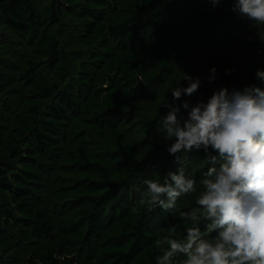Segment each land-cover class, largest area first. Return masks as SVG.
Masks as SVG:
<instances>
[{"label": "trees", "instance_id": "16d2710c", "mask_svg": "<svg viewBox=\"0 0 264 264\" xmlns=\"http://www.w3.org/2000/svg\"><path fill=\"white\" fill-rule=\"evenodd\" d=\"M230 3L52 0L43 9L0 0V23L24 49L12 55L0 42V264H154L159 230L175 213L136 203L156 165L142 162L122 123L144 87L174 79L182 65L197 63L193 75H209L211 60L249 74L264 68L251 33L234 60L215 30L205 39L216 53L192 54L200 33L225 32ZM192 153L195 170L207 154Z\"/></svg>", "mask_w": 264, "mask_h": 264}, {"label": "clouds", "instance_id": "9594fccd", "mask_svg": "<svg viewBox=\"0 0 264 264\" xmlns=\"http://www.w3.org/2000/svg\"><path fill=\"white\" fill-rule=\"evenodd\" d=\"M230 8L264 42V0H231ZM208 71L214 80L215 65ZM181 79L160 105L167 111L159 122L167 153L181 163L163 174L153 170L136 202L180 217L181 226L172 224L156 241L154 264H264V68L251 82L221 85L195 103L190 97L200 76L184 72ZM200 149L207 155L193 170L188 154ZM189 198L191 206L182 209Z\"/></svg>", "mask_w": 264, "mask_h": 264}, {"label": "rangeland", "instance_id": "374dc122", "mask_svg": "<svg viewBox=\"0 0 264 264\" xmlns=\"http://www.w3.org/2000/svg\"><path fill=\"white\" fill-rule=\"evenodd\" d=\"M52 0H39L41 8H45ZM227 11L229 14L223 15L222 20L225 21L230 19L229 26L225 29L221 28L219 31L215 27H211L209 30H206L204 33H200L201 38L205 43L201 44L200 39H198L197 44L194 45L192 48V54L195 56L198 55V58H203L204 56H210V54L216 53L219 49L215 42L213 47H211L212 40H206L205 38L208 37V33L212 31L218 32V36L223 38V47H221L220 51L223 52V56H226L228 61L234 60L232 53L240 50L242 47V41L245 39L247 35L250 33L254 36L256 35L257 28L247 19H243L238 17L230 8V4L227 6ZM213 20L210 23L213 24ZM219 24V23H217ZM72 26V28L70 26ZM76 24L73 22L72 24L66 23L65 27L66 30H74V26ZM58 26L51 27L52 31H56ZM194 32V30H193ZM214 32V33H215ZM223 32V33H222ZM223 34V35H222ZM216 34H213L215 36ZM231 37V39L226 41L225 37ZM257 36V35H256ZM6 37V38H5ZM15 36L8 31L5 27L2 26L0 23V42L7 39L8 43L10 44V50L13 51L12 55H22L24 49L21 48V41L19 39L15 40ZM242 43V44H241ZM198 45V46H197ZM13 48H18L17 51L13 50ZM214 49V51H213ZM201 51V52H200ZM259 53L264 57V42H261L259 48ZM219 52V51H218ZM202 53V54H200ZM11 58V57H9ZM217 61L211 60L210 66L215 65L216 67V78L212 81H206V77L208 76L204 70L200 68L198 71V75L201 78V84L199 85L198 89L191 95L190 100L192 103H195L198 100H206L208 96L211 95L214 88H218L221 85H227L229 87L235 86V82H239L240 86L249 83L253 80L254 73L249 74L240 70L238 68H234L231 64H226L220 67V65L216 66ZM200 65V64H199ZM194 68H198V64L195 63L194 65L190 66L188 69L185 66H181L179 69L178 74L172 80H168L165 83H158L148 87H144L142 94L139 98V106L135 113H133L132 118L126 120L122 123V127L126 130L132 148L139 155L140 159L144 164L150 167H154L156 165L155 170H158L163 174L166 170L169 169L170 166L177 168L180 165V161L174 159V154L170 155L167 153L165 145L168 141H166L163 137L160 136V129H159V122L162 119V113L167 111L166 107L160 106L162 103L165 102L166 98L168 97L171 100V93L168 92L171 87L175 85V83L179 82V80L183 77V70L185 72L192 74V70ZM230 68V72H226L225 69ZM210 75V74H209ZM206 76V77H204ZM181 84L186 83L183 79L180 81ZM182 95L181 98L177 99V103L180 102V99H184ZM8 100V99H7ZM5 104V100H2ZM10 101V100H9ZM169 159V160H168ZM189 161H191L192 168L194 170L195 166L197 165L198 158L193 155V153L188 154ZM169 161V162H168ZM152 174V173H151ZM150 175H147L148 177ZM145 178V177H144ZM143 179L140 181V184L135 190V193L140 192V190L144 187L142 183ZM192 200L189 198V203L187 205L181 202V208H187L191 206ZM172 223L176 224L178 227L181 226L180 217L175 214L174 218L172 219ZM157 228V224H155ZM168 229L159 230L161 232V237L168 233Z\"/></svg>", "mask_w": 264, "mask_h": 264}]
</instances>
